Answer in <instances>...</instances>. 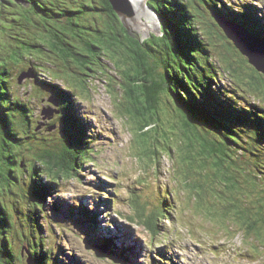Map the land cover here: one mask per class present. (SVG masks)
I'll list each match as a JSON object with an SVG mask.
<instances>
[{
	"label": "rangeland",
	"instance_id": "obj_1",
	"mask_svg": "<svg viewBox=\"0 0 264 264\" xmlns=\"http://www.w3.org/2000/svg\"><path fill=\"white\" fill-rule=\"evenodd\" d=\"M44 1L54 3L45 6ZM84 1L86 0H0V64L5 65L10 60H24H20L16 68L28 67L26 72H22L24 68L19 72V84L32 85H26V89L21 88V91L25 90V95L33 94L35 89L30 66L39 76L49 79L51 71L53 72L49 63L56 66L62 63L58 54L41 42L44 33L50 35L55 30L60 37L69 38L68 27L59 21L64 19L63 12L56 11L61 14L56 17L57 21L49 14L50 9L62 6L75 8ZM141 2L154 14L147 2ZM246 2L255 11L258 9L259 16H264V0ZM206 11L197 9L196 12L199 26L204 28L211 26L210 19L215 14L211 15L208 11L207 15ZM90 18L92 21L89 25L79 28L82 37L95 35V31L99 30L97 19L93 16ZM221 23L227 24L232 29L231 32L241 39V32H246L243 27L229 25L226 20ZM160 30L158 23L153 33L158 31L157 34L160 35ZM259 35L262 40H256V43L262 45L264 37ZM109 37L110 34L104 35L105 39ZM225 37L227 38L226 34ZM134 38L139 41L145 39ZM73 39L72 37L71 40ZM221 43L225 44L221 40L214 48L219 50ZM39 46L44 48L41 50ZM121 50L131 55L127 48ZM213 52L214 56H218L216 49ZM232 63L240 65L238 59ZM92 68L96 70L88 72L86 77L77 68L67 72L68 80L75 82L72 86L75 89L74 95L78 94L79 97L74 103L75 109L88 122L86 134L89 136L92 152L91 158L84 162V168L80 171L82 177L65 178L66 180L58 181L57 185H51L43 179L39 188L32 180H24V183L10 170H3L2 181L5 173L7 181L13 183L14 187L19 184L20 179L28 195L35 198L32 188L42 195L48 194L46 225L43 230L45 239L43 242L38 239L40 253H46L39 255V262L49 264L46 258L49 251L48 257L54 259L53 264H264V201L260 203L263 204L260 209L261 206L254 199L260 189L253 187L251 192L246 187L245 190L244 186L247 184L244 182L247 178L244 174L237 177L244 185L241 184V188L234 180H228L223 174L224 169L215 170L218 167L215 166L214 169L210 164H199L196 161L186 164L182 160V155H188L183 148V137L178 126L182 118L170 103L166 92H161L155 102L161 113L157 119L153 117L157 121L153 125L166 133L176 151L172 156L166 153L160 144L167 140L163 135L153 136L152 139L157 138L160 142L150 139L148 148L139 145L141 131L140 128L135 130V120L138 117L132 114L133 105L127 101H119V91L114 89V82L100 74L96 65ZM111 70L115 71L113 66ZM246 75H243L246 90L238 86V91L245 95L252 94L264 102L262 94L247 87L248 82L256 84V79ZM97 76L109 84L98 80ZM220 77L224 89L232 90V75L226 72V75L220 74ZM56 83L66 85L61 80ZM120 94L123 97L126 95L124 91H120ZM45 97L46 95L39 94L34 99L33 107L36 112L41 113L43 108H48V105L43 106ZM50 103L54 115L56 105ZM60 116L63 123V114ZM41 121H47V118L42 117ZM170 122L175 126L172 127ZM55 128L53 126L51 130H46L52 131ZM149 150L157 151L158 157L155 156L154 159V154L150 155ZM161 153L165 155L161 157ZM188 156L187 161L192 160ZM195 179L200 180L201 185ZM230 185L232 187L227 189ZM168 190L173 200L169 210H165L164 216L154 219V232L147 230L143 222L150 220L149 216L143 217V214L159 205V195L167 194ZM2 193L0 237L6 236L7 241L3 240L0 245L8 242V250L11 252L14 249L13 240L20 239L17 249L20 248L21 253L27 256L22 240H29V235L33 237L37 233L36 223L33 221L32 231L27 220L28 207L23 194L15 190H2ZM115 196L118 197L116 205ZM108 199L110 200L107 201ZM233 204L236 205L235 208L231 207ZM240 211H244V216L239 215ZM31 219L35 220L34 216ZM259 224L261 229L257 227ZM14 261L17 264H28L26 258ZM6 262L14 264L9 258Z\"/></svg>",
	"mask_w": 264,
	"mask_h": 264
},
{
	"label": "trees",
	"instance_id": "obj_2",
	"mask_svg": "<svg viewBox=\"0 0 264 264\" xmlns=\"http://www.w3.org/2000/svg\"><path fill=\"white\" fill-rule=\"evenodd\" d=\"M45 3V6H49L54 2ZM147 3L157 14L161 34L152 33L141 41L127 34L109 0H86L75 8L62 6L50 9L49 14L57 21L56 17L61 14L56 11L63 12L64 19L59 21L68 27L69 38L60 37L56 30L50 35L44 33L41 37L42 45H48L62 61L57 66L49 63L53 69L49 79L39 76L29 67L34 77V93L39 91L42 96L46 95L43 99L49 96L57 102V112L47 121H41L42 114L33 107L34 99L39 94L25 95V90L21 91V88H27L26 85L32 86L30 83L24 86L19 84V72L24 67L17 69L16 66L20 60H24L0 64V195H3L2 190H15L25 197L28 223L32 230L34 221L37 228L33 237L29 235V240H22L33 264H41L39 255L46 253H40L38 239L42 242L45 239L43 230L48 194L42 195L32 188L34 198L27 194L22 182L30 179L41 188L43 179L51 185H57L58 181L65 178L82 177L80 171L84 168L83 164L91 158L89 136L86 134L88 122L75 109L74 103L79 97L78 94L74 95L72 86L75 82L67 78V72L72 68L80 69L81 75L86 77L88 72L96 70L92 68L96 65L100 74L114 82V89L119 91L118 100L127 101L134 107L132 114L138 117L135 130L140 128L141 131L137 141L146 148L150 139L160 142L157 138L152 139L153 136L166 137V133L153 125L157 123L153 117L157 119L161 113L155 102L161 92H166L170 103L182 118L178 126L183 137V148L192 158L187 161L189 156L182 155V160L186 164L196 161L210 164L214 169L218 167L215 170L224 169L225 173H222L228 180H234L239 186L242 182L237 177L244 174L247 178L244 182L247 186L242 184L244 189L248 187L252 192L253 187L259 188L254 199L261 206L260 209L263 207L260 203L264 201V102L252 94L239 92L238 86L246 90L243 79L246 72V76L256 79V84L248 82L247 87L264 97V74L247 64V59L225 37L218 21L226 20L230 25L244 27L259 39V34L264 37V16H259L258 9L255 11L246 0L244 3L242 0H147ZM197 9L207 10V15L209 12L211 15L215 13L210 19V27L199 26ZM90 16L97 19L99 30L95 31V35L83 36L78 40L79 28L91 23ZM105 34H110V37L105 39ZM221 40L225 44L221 43L219 50L214 48ZM39 48L42 50L44 47ZM120 48H127L131 55ZM214 49L219 57L214 56ZM235 58L240 65L232 63L237 60L234 61ZM111 66L115 71L111 70ZM27 69L24 68L22 72ZM226 72L232 75V90H225V86L221 85L220 74L226 75ZM97 79L109 84L100 76ZM57 80L65 81L66 85L57 84ZM120 91L126 93L125 97ZM46 105L50 107L51 103L46 100L43 106ZM53 126L56 128L52 131L46 130ZM50 135L54 137L50 138ZM160 144L171 156L176 151L170 138ZM150 155L155 159L158 152H151ZM164 155L161 153V157ZM7 169L22 182L18 179L19 184L14 187L13 183L7 181L6 173L2 181L3 170ZM195 181L201 185L200 180ZM230 187L232 185L227 186V189ZM115 197L116 205L118 197ZM159 197V205L143 214V217L149 216L153 224L146 221L143 222L144 226L153 232L154 219L164 216L165 210H169L173 202L169 190ZM231 207L235 208L236 205ZM139 215L142 216L140 212ZM239 215L244 216V211H240ZM257 227L261 229L260 224ZM3 240L6 242L7 237H0V244ZM18 241L20 239L13 240L14 249L11 252L8 242L0 245V264H7L8 258L17 264L15 259L19 261L27 257L20 248L17 249ZM48 254L49 251L46 257Z\"/></svg>",
	"mask_w": 264,
	"mask_h": 264
},
{
	"label": "water",
	"instance_id": "obj_3",
	"mask_svg": "<svg viewBox=\"0 0 264 264\" xmlns=\"http://www.w3.org/2000/svg\"><path fill=\"white\" fill-rule=\"evenodd\" d=\"M147 2V0H142ZM112 8L120 18V22L127 34L131 37L146 38L152 34L158 26V18L140 1V0H109ZM156 14V13H155ZM220 27L227 35V38L233 43L239 52L247 58L248 63L261 74H264V44L257 45L256 40H252L245 32H241L242 39L231 32L232 29L218 21ZM230 25V24H229ZM244 28V27H243ZM245 29V28H244ZM250 35L252 32L245 29ZM238 31V30H237ZM240 32V31H238ZM237 32V33H238ZM159 34L157 31L155 34ZM157 34V35H158ZM239 34V33H238ZM240 35V34H239ZM254 42L256 44H254ZM27 77V76H24ZM21 80H19L20 83ZM44 100V99H43ZM47 101L57 105L56 100L46 98ZM45 107V106H44ZM57 112V110H55ZM53 107L43 108L41 114L43 119H51L54 115ZM53 127L47 128L51 130ZM89 248H91L89 246ZM26 261L28 264H33V261L28 252ZM54 259L47 257V262L53 264Z\"/></svg>",
	"mask_w": 264,
	"mask_h": 264
},
{
	"label": "bare ground",
	"instance_id": "obj_4",
	"mask_svg": "<svg viewBox=\"0 0 264 264\" xmlns=\"http://www.w3.org/2000/svg\"><path fill=\"white\" fill-rule=\"evenodd\" d=\"M141 1V0H140ZM154 15L157 17V14H155V12H154ZM158 18V17H157ZM247 35H248V37H250L252 40H259L258 38H256L255 36H252V35H250L247 31L245 32ZM150 36V35H149ZM97 143V141L95 142V144ZM94 147V146H93ZM95 148V147H94ZM108 195H109V193H108ZM164 209V208H163ZM55 226L57 227V224H55ZM109 233V232H108ZM56 235H58L57 233H55ZM127 234V233H126ZM132 241V240H131ZM60 261V260H59ZM59 263V262H58Z\"/></svg>",
	"mask_w": 264,
	"mask_h": 264
},
{
	"label": "flooded vegetation",
	"instance_id": "obj_5",
	"mask_svg": "<svg viewBox=\"0 0 264 264\" xmlns=\"http://www.w3.org/2000/svg\"><path fill=\"white\" fill-rule=\"evenodd\" d=\"M78 40H81L82 39V35L79 34L78 37H77Z\"/></svg>",
	"mask_w": 264,
	"mask_h": 264
},
{
	"label": "clouds",
	"instance_id": "obj_6",
	"mask_svg": "<svg viewBox=\"0 0 264 264\" xmlns=\"http://www.w3.org/2000/svg\"><path fill=\"white\" fill-rule=\"evenodd\" d=\"M152 9V8H151ZM153 10V9H152ZM47 258V257H46Z\"/></svg>",
	"mask_w": 264,
	"mask_h": 264
}]
</instances>
